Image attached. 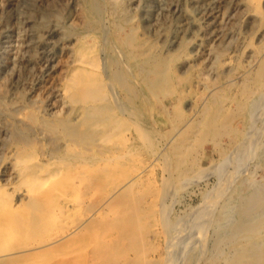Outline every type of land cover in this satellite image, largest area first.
Here are the masks:
<instances>
[{
  "label": "rangeland",
  "instance_id": "1",
  "mask_svg": "<svg viewBox=\"0 0 264 264\" xmlns=\"http://www.w3.org/2000/svg\"><path fill=\"white\" fill-rule=\"evenodd\" d=\"M211 1L0 0V183L14 179L20 146L42 162L97 164L98 147L119 149L101 139L80 152L64 145L76 105L63 89L82 41L103 46L107 95L116 90L129 112L124 165L150 167L128 205L104 204L112 186L85 174L81 191L56 194L39 222L27 187L7 185L1 195L20 204L23 228L0 242V264H264V0L256 9L253 0ZM121 38L145 51L148 72L163 63L166 75L118 77L129 60L111 62Z\"/></svg>",
  "mask_w": 264,
  "mask_h": 264
},
{
  "label": "bare ground",
  "instance_id": "2",
  "mask_svg": "<svg viewBox=\"0 0 264 264\" xmlns=\"http://www.w3.org/2000/svg\"><path fill=\"white\" fill-rule=\"evenodd\" d=\"M211 2H212L211 0H199V3H201V6L206 5L207 7L211 4ZM259 3H260V0H253L252 6L255 9L259 8L260 7ZM206 6H204V9L201 8V10H205V8H207ZM119 26H121V25H119ZM131 30H134V29H131ZM135 30H136V28H135ZM82 37H84V36H82ZM103 38H105V37H103ZM128 38L132 41H135L133 35L132 36L129 35V37H127V39ZM137 38H138V35H137ZM94 40H93V42H94ZM141 41L142 40H140L139 42H141ZM77 42H78V40H77ZM128 42H130V41H128ZM146 42H148V41H146ZM113 44L115 46L114 50H115V53H117L118 58H117V55H113V57L110 56L111 62H113V63L119 62L117 59H119L121 57L123 58V56H124L123 54H125V53L128 54V56H129V60L127 62H123L124 65H126L125 66L126 70L125 69L124 70H121V69L117 70L116 75H118V77H119V75H121V76L122 75H129V73L130 74L134 73L135 75H138V76L139 75H148L149 72L150 73L154 72L156 75H160V76L162 75L161 77H164L163 75H166V68L163 65V63H158L155 67H153L152 70H149V72L147 69H145L142 66L143 57L145 56V51L143 52L140 50L138 52L137 50H135L133 48H129V44L127 45V43H124L123 39L122 40L118 39V42L116 41ZM140 44H137V45H140ZM143 44H144V42H143ZM101 47H100L101 49L99 51V48H98V46H96V44H93V43L87 44L86 42L82 41L79 45V49L76 51V55L74 58V60L76 61V64L72 68V75H74V76L71 79V81L68 82L64 86V89H63L65 94H66V92L70 93V96L72 98V102L75 103L74 105H76V106H73V109L71 111L73 113V117L71 119H67L65 121L66 125H69V126L66 127V129L64 131L65 133L63 132L65 134L64 135L65 137H63L65 139L64 145L66 146L67 149H69V151L80 152L84 148L87 150L92 149L93 143L94 142L97 143V140L101 139V140H104L106 143H118L120 145L119 149L118 150L116 148H108L107 149V147H105L106 150H103V149H100V147L97 148L95 145L94 146L95 149L97 148L98 151L100 150L102 152V153L100 152L102 154L101 159L96 158L99 161L98 162L99 164H97L94 162V160H93L94 163H90L88 160H85V161H83V160L78 161L77 160V162H75L76 160H74V162H71V161H69L70 159H68V158H64V160H62L61 162H57V161L48 162L49 160L47 162H42V161H40L37 153H33V152L29 151L28 147H26V146H20L16 150L15 155H14V159H15L14 164L16 166V175H15L14 179H11V181H6L4 183H0V242L1 243L9 240L11 235L18 234V232H20L21 229L23 228L22 223H23L24 212H23V210H21V208L19 206L20 204L18 205L17 202L13 203V201L10 197H4L3 195H1L3 193V191L5 190L7 185H11V188L13 190H18L19 185H21V184L25 185L27 187V188H24L27 191V193H26V195H28L27 198L29 197L30 199H32V203H29V204L34 206L32 209H35V214H34V217H32V218H35L36 221H38V222L40 220H43L47 215H49L48 214L49 212H52L50 209V207H51L50 203L53 199H55V196H57L56 194H58L62 190H66V189H73V190L79 189L83 184V179H84L85 174H86V176H87V174H89V175L91 174L92 177L91 178L89 177L90 180H88V181H91L92 184H95V182L97 180H102L106 186H108V187L112 186L110 193L107 195L106 200L104 202V204L108 203L109 204L108 206H110L111 209L115 208V204L118 205L120 203H123V204L128 205L131 202L136 200L135 198L132 197V195H133L132 191L136 190L137 187L139 188V187L143 186L142 184L144 182V176H145L147 170L150 169V167H149V165H147L145 167L132 169L131 167H129L130 165L125 166L123 163V160L127 159V157L130 156L129 147L127 148V145L129 144V140H130L128 133L130 131L132 122L129 119L130 115H129V112H127L128 110H126L125 108L118 109V107H119L118 102L115 99L116 98L115 97L116 90L113 89L112 93L109 96L107 95L108 93L106 92V90H107V85L109 86V83L107 84L105 82L102 75H108L107 74V72H108L107 68L108 67L106 64L108 59L105 58L106 56H105V51H104L103 46H101ZM148 47H149V44H148ZM135 48H136V46H135ZM143 48H144V46H143ZM139 49H141V47H139ZM263 49H264V47H263ZM257 53H259V52H257ZM259 54H257V55H259ZM147 55H150V54L147 53ZM133 59H135L137 61V63L136 62L133 63ZM101 60H102V62H101ZM113 66H114V64H113ZM227 70H229V69H227ZM262 74H264V71ZM105 77H107V76H105ZM141 79H142V77H141ZM253 95H254V92H253ZM258 100H260V98H258ZM261 100H262V98H261ZM260 104H262V103H260ZM120 106H122V105H120ZM263 106H262V109L264 108ZM69 107H71V106H69ZM260 107L261 106H259V108ZM119 111L122 113V115H120L118 113ZM67 112H68V110H67ZM257 113H259V112H257ZM37 114H38V112H37ZM26 116H27V114H26ZM26 116H25V118H26ZM36 116L37 115H35L34 117H36ZM66 116H67V114H66ZM40 120H41V117H40ZM251 120H253V119H251ZM37 122H39V121L37 120ZM42 124H43V122H41V125ZM134 125H135V123H134ZM196 126H195V128H196ZM136 129H138L139 136H143V135L146 136V134H145L146 130L141 128V126H139L138 128L136 127ZM48 131L49 130H47V132ZM251 131H252V129H251ZM249 132H250V130H249ZM42 133H44V132H42ZM188 134H189V132H188ZM45 135H47V134H45ZM51 135H53V134H51ZM51 135L47 136V137L50 138ZM179 137H180V139H182L181 136H179ZM245 137H243V138H245ZM170 140H171V138H170ZM175 141H177V140H175ZM31 143H32V141H31ZM11 145H13V144H11ZM37 148L39 150L38 146H37ZM55 148H56V146H55ZM9 149H10V147H9ZM53 149L54 148H52V150ZM48 150H50V149H48ZM125 150H128V151L125 152ZM54 152H56V151H54ZM58 152H59V150H58ZM81 154H82V152H81ZM164 155H165V153H164ZM176 155H178V154H176ZM51 156H48V157L51 158ZM61 156H63V155H61ZM61 156H60V158H61ZM73 157H75V156H73ZM6 159H7V157H6ZM81 159H84V158H81ZM176 165H178V163H176ZM8 174H9V171H8ZM12 175H13V173H12ZM4 176H6V175H4ZM91 179H93V180H91ZM45 185H51L52 188H49L48 190L41 192L42 189L45 187ZM83 186L85 187V185H83ZM135 186H137V187L135 188ZM82 191H84V190H82ZM90 191H91V189H90ZM19 193H21V192H19ZM89 197H90V195H89ZM125 199H130V201H125ZM26 204H27V201H26ZM24 205H25V203H24ZM25 206H27V205H25ZM139 208H142V207L139 205ZM52 209H55V207H53ZM141 210L143 211L144 209L142 208ZM88 211H90V210H88ZM108 213L109 212H107V213L100 212V213H97V215L101 216V217H105V218L111 217L113 222H114L115 217L110 216L112 214L111 213L108 214ZM79 218H80V216H79ZM68 224H70V223H68ZM66 225H67V223H66ZM113 225H115V224H113ZM81 228H82V224L77 226L75 231H78ZM61 235H63V234H61ZM128 237H129V234L127 235V231H125V234H123V237L120 236V239L124 240V238L128 239ZM57 240L58 239L51 241V242L54 243ZM114 240H116V239H114ZM51 242H49L48 244L51 245L50 244ZM32 252H34V251H32ZM10 254H11V252L9 253V256H10ZM92 259H94V258H92ZM92 261H94V260H92Z\"/></svg>",
  "mask_w": 264,
  "mask_h": 264
}]
</instances>
